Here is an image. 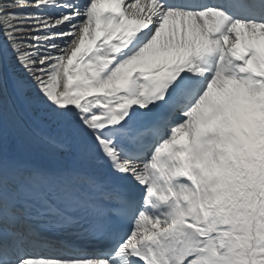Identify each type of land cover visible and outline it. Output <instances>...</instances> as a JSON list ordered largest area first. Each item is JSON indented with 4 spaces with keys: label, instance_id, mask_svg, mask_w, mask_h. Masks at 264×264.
Instances as JSON below:
<instances>
[{
    "label": "snow or ice",
    "instance_id": "snow-or-ice-1",
    "mask_svg": "<svg viewBox=\"0 0 264 264\" xmlns=\"http://www.w3.org/2000/svg\"><path fill=\"white\" fill-rule=\"evenodd\" d=\"M0 264H264V0H0Z\"/></svg>",
    "mask_w": 264,
    "mask_h": 264
}]
</instances>
